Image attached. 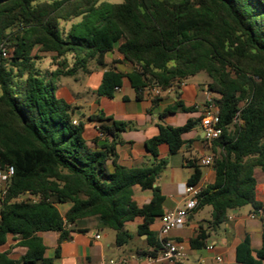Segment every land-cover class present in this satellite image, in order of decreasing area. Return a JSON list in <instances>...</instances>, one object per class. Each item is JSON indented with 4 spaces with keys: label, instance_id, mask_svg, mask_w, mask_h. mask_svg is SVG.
Instances as JSON below:
<instances>
[{
    "label": "trees",
    "instance_id": "1",
    "mask_svg": "<svg viewBox=\"0 0 264 264\" xmlns=\"http://www.w3.org/2000/svg\"><path fill=\"white\" fill-rule=\"evenodd\" d=\"M115 51L133 68H110L97 90L100 98L113 97L125 79L138 99L149 88L162 94L200 73L211 80L223 134L213 144L215 182L203 189L194 211L212 208L208 231L225 225L232 211L262 210L256 170L264 172V0H11L0 5V171L12 166L15 174L5 195L0 189V247L12 238L27 251L18 259L10 249L0 251V264H54L59 256H46L40 234L65 239L70 225L93 218L100 229L116 233L117 247L133 239L126 224L142 218L137 233L148 237L151 249L141 255L159 256L161 245L150 232L166 201L156 186L168 165L158 159L159 148L167 145L178 154L184 133L200 120L183 127L161 124L159 135L146 143L157 161L151 167L119 163L117 148L129 124L103 113L88 119L101 123L102 137L91 145L83 115L57 97V80L89 73L92 62L107 68L106 56ZM47 54L53 72L39 66ZM161 100L154 97L153 107ZM179 108L194 111L177 102L162 118ZM189 166L188 185L198 186L201 165L192 160ZM136 188L153 193L143 207L134 200ZM62 205H69L65 213ZM209 236L200 234L193 248L202 249ZM236 260L264 264V232L258 250L246 237Z\"/></svg>",
    "mask_w": 264,
    "mask_h": 264
},
{
    "label": "crops",
    "instance_id": "2",
    "mask_svg": "<svg viewBox=\"0 0 264 264\" xmlns=\"http://www.w3.org/2000/svg\"><path fill=\"white\" fill-rule=\"evenodd\" d=\"M77 22L79 20L74 21V23ZM115 62L118 63L115 64ZM106 65L107 68H101L96 62H92L89 67L90 72L87 74L80 71L74 77L59 78L57 97L76 107L78 115H83L84 136L91 145L96 139L102 137L98 129L101 123L89 121L91 116L103 113L105 117H112L129 124V128L121 134L123 144L117 148L119 163L127 168L151 167L157 163L148 151L146 143L159 135L161 124L183 127L190 120H200L194 129L184 133L185 144L178 154H170L167 145L159 148L158 159L168 162L167 168L156 184L166 197L163 215L167 211L183 207L186 202L184 190L192 174V169H189L190 161H199L211 154L216 156L214 146L208 145L204 139L201 124L209 97L213 98L216 103L219 99L218 95L209 92L211 80L208 77L204 82L185 81L183 87L178 85L162 93L160 104L153 107L152 100L148 96L145 95L142 99H138L128 79L124 80L123 86L115 92L113 97H98L97 90L102 84L104 74L110 68L124 73L130 72L133 68L131 64L124 62L123 57L117 51L106 56ZM54 70L55 68L52 67L43 71L53 72ZM177 102H182L186 108H194V111L186 112L179 108L176 113L162 118L166 109L176 105ZM104 143L102 141L100 144ZM169 168H171L170 171L166 173ZM201 168L203 177L199 185L206 188L215 182L216 170L214 167L201 166ZM262 174V182L259 183L257 180V199L262 203L263 208L262 213L255 219L251 218L255 213L253 208L247 214L242 213L244 209L242 208L232 211L227 223L220 229L208 231L209 222L212 220V208L205 207L193 213L185 227L171 232L169 238L185 250L184 264H239L236 260V249L246 237L251 239L254 250L261 247L264 223V172ZM152 197L151 190L135 189L134 200L139 207L148 204ZM203 213L206 218L198 219V216ZM162 216H157L150 227L154 239H158ZM141 224H143L142 218L126 224V229L133 235V239L124 247L116 246V233L113 230L111 231L114 233H109L108 230L100 229L96 218L85 220L81 225L80 223L70 225L68 238L60 239V234L54 233L53 257L55 254L59 256L54 264H174L161 255L156 259L141 255V252L151 249L147 242L148 237L139 236L137 233L138 226ZM130 226L136 227V232H131ZM204 232L210 233L205 246L199 250L194 249L193 241ZM45 234H40V236L46 245ZM97 235L100 236L99 239L96 238ZM8 246H10L9 242L0 247V251H6ZM21 249L23 251L21 256H23L27 250L23 247ZM16 251L14 249V252Z\"/></svg>",
    "mask_w": 264,
    "mask_h": 264
},
{
    "label": "built area",
    "instance_id": "3",
    "mask_svg": "<svg viewBox=\"0 0 264 264\" xmlns=\"http://www.w3.org/2000/svg\"><path fill=\"white\" fill-rule=\"evenodd\" d=\"M2 52L4 57L9 56V51L7 48H3ZM184 85L185 81L179 84L180 87H183ZM145 95L152 100L154 97L160 96L161 91L157 87H152L146 90ZM74 124H78V122L74 121ZM201 124L203 128L204 139L208 145H213L221 138L223 130L219 126V109L216 101L211 97H209L208 99V104L202 116ZM215 160V154H211L201 158L199 160V164L204 167H213ZM14 174L15 170L12 166H8L5 171H0V189L3 195L7 193V186ZM203 189L204 188L200 185H186L184 190L186 202L184 206L171 211H167L161 217V228L158 232L157 239L161 245V251L159 255H161L165 259L172 261L174 264H184L186 254L184 248L179 244L173 242L169 238V236L172 231L181 229L186 226L190 217L198 207L199 198L202 195ZM32 201L36 202L35 199H32ZM261 213L262 210H258L251 216V218L255 219L256 216ZM262 229L264 232V223ZM96 238L99 239L100 236L97 235Z\"/></svg>",
    "mask_w": 264,
    "mask_h": 264
},
{
    "label": "rangeland",
    "instance_id": "4",
    "mask_svg": "<svg viewBox=\"0 0 264 264\" xmlns=\"http://www.w3.org/2000/svg\"><path fill=\"white\" fill-rule=\"evenodd\" d=\"M106 2H109V3H121L123 0H105ZM66 28L70 26V23L69 24H65L64 25ZM41 60L39 61V64H40V68L42 70H46V69H51L53 66L52 64V56L47 54V55H41ZM94 65V63L92 64ZM55 68V67H54ZM56 69V68H55ZM208 79V76L206 73H200L199 75L196 76V78H190L189 80H187L188 82H191V83H194L195 81H199V82H204V80H207ZM171 168H169L167 170L166 173H168L170 171ZM191 170V168H189ZM205 171V169H204ZM262 171L260 169H257L256 170V178L258 180L259 183L262 182ZM69 208V205H62L60 206V210L62 213H65V211ZM252 209V206H246L244 207L242 213L243 214H247L251 211ZM201 218H206L205 217V214L203 213L201 216H198V219H201ZM80 225L84 223V221H80L79 222ZM105 230H108L109 233H114L112 232L110 229H105ZM129 230L131 232H136V227L134 226H130L129 227ZM45 241H46V245L48 247L47 249V253H46V256L49 257V258H53V247L55 246V242H54V233L53 232H49V233H46L45 234ZM17 241H15L14 239L10 238V241H9V244L10 246L7 247V250H11V254L14 258H20L23 251L21 249V247H19L17 245ZM14 249L17 250L16 252H14Z\"/></svg>",
    "mask_w": 264,
    "mask_h": 264
},
{
    "label": "water",
    "instance_id": "5",
    "mask_svg": "<svg viewBox=\"0 0 264 264\" xmlns=\"http://www.w3.org/2000/svg\"><path fill=\"white\" fill-rule=\"evenodd\" d=\"M9 1H11V0H0V5L5 4V3L9 2Z\"/></svg>",
    "mask_w": 264,
    "mask_h": 264
}]
</instances>
